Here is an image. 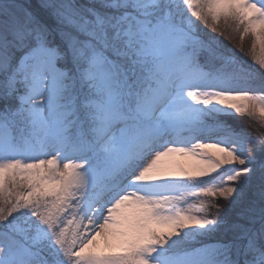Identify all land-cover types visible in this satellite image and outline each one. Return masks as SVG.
Wrapping results in <instances>:
<instances>
[{
  "label": "snow or ice",
  "instance_id": "obj_1",
  "mask_svg": "<svg viewBox=\"0 0 264 264\" xmlns=\"http://www.w3.org/2000/svg\"><path fill=\"white\" fill-rule=\"evenodd\" d=\"M237 118L264 126V0H0V264H264Z\"/></svg>",
  "mask_w": 264,
  "mask_h": 264
},
{
  "label": "rangeland",
  "instance_id": "obj_2",
  "mask_svg": "<svg viewBox=\"0 0 264 264\" xmlns=\"http://www.w3.org/2000/svg\"><path fill=\"white\" fill-rule=\"evenodd\" d=\"M218 32H222L223 35L219 36V39L226 45L228 48L236 50L239 48L241 42L239 39V34L235 32L232 28H225L223 24H221L218 28ZM213 35H217L214 33ZM252 38L249 36L243 41L244 53L241 54L244 60H248V53L251 49ZM258 51V49H257ZM236 123L238 128L247 132L251 139L254 141L257 139H264V126H262L257 121L249 122L246 118H237Z\"/></svg>",
  "mask_w": 264,
  "mask_h": 264
}]
</instances>
